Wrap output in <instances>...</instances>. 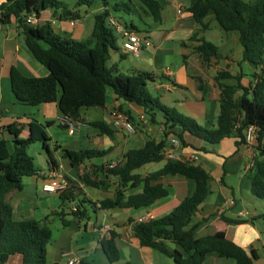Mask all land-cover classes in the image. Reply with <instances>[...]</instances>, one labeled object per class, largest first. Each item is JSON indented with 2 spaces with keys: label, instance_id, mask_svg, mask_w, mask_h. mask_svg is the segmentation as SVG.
<instances>
[{
  "label": "trees",
  "instance_id": "trees-1",
  "mask_svg": "<svg viewBox=\"0 0 264 264\" xmlns=\"http://www.w3.org/2000/svg\"><path fill=\"white\" fill-rule=\"evenodd\" d=\"M138 1L137 8L132 0H79L78 6L100 5L103 10L95 15L91 38L78 41L55 33L49 22L41 27L26 22L27 17L38 18L41 11L48 8H62L60 19L77 18L78 14L73 15L64 3L58 0H6L0 5V26L9 25L16 19L26 36L28 49L49 70L46 77H28L13 67L10 70L13 93L21 104L38 106L58 103L64 116L75 121H81L80 111L84 107H104L110 90L118 99L143 108L151 123L163 125L164 139L160 142L148 140L142 148L128 150L123 162L114 167L100 166L94 172V175L101 172L96 177L90 173L81 176L86 186L102 190H109L110 180H116L114 198L100 201L99 208H148L170 194L162 183L152 184L151 181L167 175L192 179L196 183L195 191L168 215L134 225L133 232L140 244L159 250L172 258L175 264H204L210 254L234 259L236 264H254L256 254L248 253L229 239L215 235L197 237L199 223L193 224V217L211 193L212 177L205 168L182 159H167L162 169L145 178L136 171L146 164L164 160L162 150L170 137H177L183 146L195 150L198 148L185 141L186 134L211 145L234 137L239 145L246 142L245 130L254 126L258 132L260 154L251 168V191L256 198L264 200V0H195L188 9L202 29L207 28L204 19L212 15L224 31H237L243 48V62L254 68L252 77L255 83L250 87L242 85L243 74L233 77L228 72H221L218 75V82L226 78L235 79V82L219 83L220 110L217 126L211 129L176 108L164 105L155 97L148 87V82L152 80L150 73L124 74L119 71L118 63L109 66L112 51H123L122 46H118L120 37L108 24V18L113 16L112 10L130 15L137 13L145 24L146 17H150L154 25L162 22L163 5L160 0ZM125 26L137 33L149 32L143 31L133 21ZM192 40L198 42L194 52L200 56L203 64L208 65L218 57V48L212 42L197 39V36ZM183 45L187 46L186 43ZM126 56L122 55L121 60ZM196 79L200 83V90L204 91L202 80ZM159 117L162 119L159 120ZM91 125L109 136L113 133L103 121L91 122ZM28 126L27 137L21 136L22 126L12 123L6 127L11 139L0 138V264H6L17 255L22 258L21 264L49 262L51 229L42 221L14 220L13 208L6 201V196L13 189L24 188L25 178L39 173L35 159L29 153L30 145L41 142L44 150L51 155L45 124L33 119ZM201 150L205 152V148ZM111 151L84 150L73 158V162L76 166L87 159L104 157ZM52 163L55 164L54 161ZM141 185L142 192H133ZM60 197L64 205L70 199L77 198L66 192L61 193ZM71 212L73 218L85 226L89 219L85 200H80ZM61 215L64 226H69L70 221L64 219L65 214L62 212ZM117 238L118 234L112 231L109 238L100 242L111 263L120 260ZM80 264L92 263L82 260Z\"/></svg>",
  "mask_w": 264,
  "mask_h": 264
},
{
  "label": "crops",
  "instance_id": "crops-1",
  "mask_svg": "<svg viewBox=\"0 0 264 264\" xmlns=\"http://www.w3.org/2000/svg\"><path fill=\"white\" fill-rule=\"evenodd\" d=\"M58 1L64 3L73 15L78 14V17L60 19L62 8L57 10L48 8L41 11L40 16L35 18L37 23L34 26L41 27L49 22L55 33L64 38L78 41L89 40L94 29L95 15L102 11L103 7L100 5L78 6L79 0ZM5 2L6 0H0V5ZM160 2L163 5L162 22L154 25L150 17L146 18L147 24L144 30H149L146 37L151 39V45L144 48L143 53L136 57H145L146 60L138 61L133 74L150 73L152 80L148 82L149 89L164 105L176 108L180 113L192 117L205 128H216L220 110L219 83L235 82V79L230 78L218 82V75L221 72H228L233 77L243 74L241 83L245 87L253 85L255 80H250L246 76L249 72L243 71V66L247 64L243 62V48L234 52L232 57L218 56L205 65L200 56L194 52V47L198 42L193 41L192 37L197 36V39H205L212 43L219 41L220 46L226 48L230 42L239 40V34H233L230 38L228 32L219 26L212 15L204 19L203 22L207 28L202 29V26L188 11L195 0H160ZM179 4H182L184 8L181 14L177 12ZM55 19L56 23L53 24ZM118 46L121 48L120 39ZM116 55H119L121 59L122 55L129 54L120 50L114 55L112 53V58L115 59ZM13 67L28 77L49 75V70L28 49L26 36L16 19L0 29V138L11 139L6 127L12 123L22 126L21 136L27 137L29 135L28 125L35 119L46 126L51 155L44 150L43 144L38 142L41 150L38 153L39 161L36 160L35 163L39 173L25 178L23 189H13L6 196V201L13 207V218L21 220L25 213L30 214L32 208H29L28 202L31 200L37 199L42 204H48L47 202H50L48 194L58 195L61 199L59 193H47L42 188L45 182L51 180L54 172H57L59 176L68 180L69 188L65 192L74 197L81 195L80 200H85L89 219L84 226L73 218L71 211L80 200L70 199L69 203L64 205L61 199V204L69 208L68 213L72 217H64L65 220L70 221V225L62 231V238L57 241L51 262L66 264L68 260L66 255L69 254L70 257L77 255L81 260L92 264H175L172 258L159 250L142 246L134 235L133 227L138 223L139 218L148 212L153 213L154 219L168 215L195 191L194 180L182 176H164L151 183H162L169 190L168 197L158 200L148 208L109 210L100 209L99 202L114 198L116 180L113 178L110 180L109 190L86 186L81 180V176L85 173L94 175L100 166L107 168L120 164L128 150L142 148L148 140L162 141L164 139L163 125L151 123L150 117L143 108L118 99L110 90L106 105L97 107L101 109V119L95 120L92 115L85 118L83 115L81 121H78L76 132L70 133L66 124H63L65 116L58 103L31 106L17 101L10 79V70ZM253 72L254 68H252ZM196 78L202 80L204 91L200 90V83ZM116 110L130 116L131 122L137 129L134 133H128L119 125L114 116ZM161 119L159 117V120ZM95 121H103L109 125L113 131L112 135L104 134L92 126L91 122ZM122 132L134 135V139H127L120 135ZM185 141L200 150L181 145L178 150L179 155L188 160L191 156H195L191 161L205 168L212 177L211 193L193 217V224L199 223L196 230L197 237L215 235L229 239L242 246L248 253L256 254L254 264H264V200L253 195L250 179L251 168L260 154L258 142H241L237 145V138L228 137L219 144L211 145L189 134L185 135ZM168 146L169 138L165 147ZM37 147L39 146L35 147L36 152ZM203 148L205 152L201 150ZM88 149H110L112 151L104 157L106 159L103 162L93 158L75 166L73 158ZM166 162L167 158L160 162L146 164L136 173L145 178L150 173L162 169ZM100 173L98 171L97 174L100 175ZM34 188L42 194H34ZM142 189L143 185L135 188L133 192L140 193ZM53 201L55 202L56 198ZM62 212L66 214L64 210ZM91 226L95 235L90 244L91 248L84 251V247L79 250L71 247L69 242L75 237V233H80L78 231L83 227L89 233ZM106 228L108 231L105 230ZM112 231L118 234L116 244L120 251V260L114 263L108 260L100 243L103 239L109 238ZM170 246L174 247L173 244ZM14 257V261L21 264V256ZM11 259L12 257L9 261ZM9 261L7 264L10 263ZM204 264H236V261L231 258H222L217 254H210Z\"/></svg>",
  "mask_w": 264,
  "mask_h": 264
},
{
  "label": "rangeland",
  "instance_id": "rangeland-1",
  "mask_svg": "<svg viewBox=\"0 0 264 264\" xmlns=\"http://www.w3.org/2000/svg\"><path fill=\"white\" fill-rule=\"evenodd\" d=\"M246 1H250V0H246ZM134 6H136L137 8L139 7L137 3H139L138 0H132ZM112 15L114 17L117 18V20L123 24H130L132 21L134 22V24H136L137 26H139L143 31L146 28L145 23L141 20V18L139 17V15L137 13L134 14H127L123 11H114L112 10ZM145 17V15L143 14V18ZM147 18V17H146ZM217 23V22H216ZM226 32V31H225ZM237 31H232V32H228L229 37L231 38V36L233 34L237 35ZM140 36L145 37L147 36L146 33H138ZM215 45L218 48V56H227L229 55L230 57H232L233 53L236 52L238 49L242 48L241 44L239 43V40H236L235 42H230L229 46H227L226 48H222L220 46V42L219 41H214ZM213 43V44H214ZM113 55L116 54L117 52L112 51ZM143 52H141L142 54ZM145 61L146 58L145 57H140V58H136L133 55H127L125 59L121 60L119 55L115 56V59L112 58V60L109 62V66H112L113 63H118V61H120L117 64V67L119 69V71L121 73L124 74H132L134 72V68L137 66L138 61ZM225 60V59H222ZM116 61V62H115ZM236 68H238L236 66ZM252 65L247 63L246 65L243 66V71L244 72H249V74H247L246 76L250 79L253 80L252 77ZM150 87V86H148ZM151 91V90H150ZM252 97V96H251ZM88 110V111H87ZM80 115L86 118L89 117L90 115H92L94 117V119H101L100 117L101 115V109L97 108V107H84L81 111H80ZM136 127H135V131H136ZM120 135L126 137L127 139H131L134 137V135L131 134H127V133H120ZM134 139V138H133ZM41 143V142H40ZM37 144V145H36ZM129 146H131L132 144H128ZM37 147V152L35 147ZM134 146V145H132ZM137 147V146H134ZM40 145H38V142L33 143L30 145L29 147V153L36 158L35 161H39V152H40ZM43 150V149H42ZM105 157V156H104ZM104 157H98L95 158L96 160L103 162L105 161L106 158ZM33 193L36 194L38 193L39 195L40 192H37L36 189L34 188ZM52 194H48V197L50 198V202H47L48 204H42L39 200L35 199V200H31L29 201V208H32L30 214L27 212L24 214V216H22L23 218L21 220L18 221H24V220H36V221H42V223L46 224L52 231V242L48 247V253H49V260L50 262H48V264H54L53 262H51L53 260V254L55 253V248L57 246V241L61 240L62 238V234H63V230L66 229L64 226V222H63V218H62V211H65V217H72V215L68 212L69 208L63 207V204H61V199H59L58 195L53 194L52 196H50ZM56 198V201L54 202L53 200ZM82 198L81 195L77 196L76 200H80ZM264 202V201H263ZM13 208V207H12ZM18 211V210H16ZM17 215V212H16ZM20 216V214H19ZM18 217V215H17ZM21 217V216H20ZM15 220V219H14ZM78 232L80 233H75V237L72 238V240L69 242L71 247H74L75 250H79L81 249V247H84L83 249H85L84 251L89 250L90 244L91 242L94 240V234H93V228L92 226L89 229V233L86 232L84 230V227L82 229H80ZM90 252V251H89ZM15 257H12L11 261H9V264H18L16 263V261H14ZM20 263V262H19ZM7 264V263H6Z\"/></svg>",
  "mask_w": 264,
  "mask_h": 264
},
{
  "label": "built area",
  "instance_id": "built-area-1",
  "mask_svg": "<svg viewBox=\"0 0 264 264\" xmlns=\"http://www.w3.org/2000/svg\"><path fill=\"white\" fill-rule=\"evenodd\" d=\"M183 6L182 4H179L177 7L178 14H181L183 12ZM36 17L30 16L26 18V22L30 24H36L37 20ZM53 24L56 23V19L53 20ZM108 24L115 29L116 34L120 37L122 40L121 46L125 53L133 55L135 57H139L141 55V52L144 48L151 45V39L148 37H142L137 32L129 30L125 25L121 24L116 17L110 16L108 18ZM2 26H0V29ZM114 116L116 120L118 121L119 125L122 126L124 130H126L128 133H134L135 132V126L131 122L129 116L122 111L116 110L114 112ZM63 124H66L68 130L70 133L76 132L78 129V121H75L73 119H70L68 117H64ZM258 139V132L257 128L254 126H249L245 130V140L247 143H254L257 142ZM181 142L177 137H170L169 138V146L165 147L162 150L163 155L167 159H182L186 161H190L195 158V156H191L188 159H183L179 153L178 150L181 146ZM116 166L113 165L111 167ZM43 191L47 193H63L69 188L68 180L63 177L59 176L57 172H54L51 180L45 182L43 184ZM75 210V207L73 208ZM243 215L242 213H240ZM154 219V215L152 212H148L146 215L139 218L138 222H148ZM108 231V228L105 229ZM68 257V260L66 264H80L81 258L77 255L69 256V254L66 255Z\"/></svg>",
  "mask_w": 264,
  "mask_h": 264
}]
</instances>
